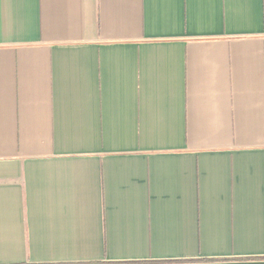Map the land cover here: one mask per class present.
<instances>
[{
  "label": "crops",
  "instance_id": "1",
  "mask_svg": "<svg viewBox=\"0 0 264 264\" xmlns=\"http://www.w3.org/2000/svg\"><path fill=\"white\" fill-rule=\"evenodd\" d=\"M0 264H264V0H0Z\"/></svg>",
  "mask_w": 264,
  "mask_h": 264
}]
</instances>
